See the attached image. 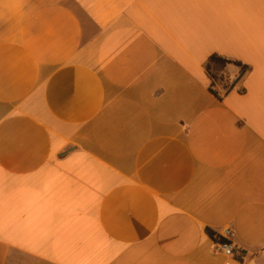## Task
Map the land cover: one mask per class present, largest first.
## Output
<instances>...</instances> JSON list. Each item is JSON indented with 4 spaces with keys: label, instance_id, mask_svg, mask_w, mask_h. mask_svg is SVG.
Instances as JSON below:
<instances>
[{
    "label": "crops",
    "instance_id": "crops-1",
    "mask_svg": "<svg viewBox=\"0 0 264 264\" xmlns=\"http://www.w3.org/2000/svg\"><path fill=\"white\" fill-rule=\"evenodd\" d=\"M0 264H264V0H0Z\"/></svg>",
    "mask_w": 264,
    "mask_h": 264
},
{
    "label": "trees",
    "instance_id": "trees-1",
    "mask_svg": "<svg viewBox=\"0 0 264 264\" xmlns=\"http://www.w3.org/2000/svg\"><path fill=\"white\" fill-rule=\"evenodd\" d=\"M233 66L237 69L236 79H241L248 71L249 67L238 60L229 59L217 54H212L205 63V70L209 76V91L219 100L227 95L233 88L234 84H229L227 67ZM221 85L222 93H220L216 86ZM208 234L212 237L213 232L207 230ZM238 260H242L239 258Z\"/></svg>",
    "mask_w": 264,
    "mask_h": 264
},
{
    "label": "built area",
    "instance_id": "built-area-1",
    "mask_svg": "<svg viewBox=\"0 0 264 264\" xmlns=\"http://www.w3.org/2000/svg\"><path fill=\"white\" fill-rule=\"evenodd\" d=\"M237 81L236 77L229 79V84H234ZM234 234L229 227H223L212 235L213 240V250L215 252L221 253L226 257L232 258H243L244 254L242 250L234 244L233 241Z\"/></svg>",
    "mask_w": 264,
    "mask_h": 264
}]
</instances>
